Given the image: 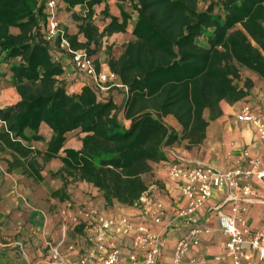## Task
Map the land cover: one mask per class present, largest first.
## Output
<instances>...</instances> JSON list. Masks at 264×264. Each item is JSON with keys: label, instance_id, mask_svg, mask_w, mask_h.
Masks as SVG:
<instances>
[{"label": "trees", "instance_id": "16d2710c", "mask_svg": "<svg viewBox=\"0 0 264 264\" xmlns=\"http://www.w3.org/2000/svg\"><path fill=\"white\" fill-rule=\"evenodd\" d=\"M45 1L0 0V76L9 75L19 98L0 108V149L10 155L8 171L19 169L35 182L43 180L44 163L59 159L60 168L49 175L61 181L51 191L60 201L71 199L69 184L84 181L100 192L102 202L85 199L92 204L133 206L166 147L180 140L199 145L209 121L222 115L220 103L249 95L252 83L246 78L240 84L241 69L264 79V0H121L120 16L105 5L101 12L109 22L101 30L93 18L106 0H59L57 8L62 4L77 22L76 33L65 28L70 46L91 56L103 36L132 24L133 38L121 53L106 52L109 71L127 87L122 104L101 98L89 84L70 93L60 79L65 68L55 59L64 54L59 39H44ZM168 115L179 131L164 120ZM41 124L51 135L38 149L32 143L45 140ZM74 130L82 134L81 146L65 148Z\"/></svg>", "mask_w": 264, "mask_h": 264}, {"label": "crops", "instance_id": "0c3cea01", "mask_svg": "<svg viewBox=\"0 0 264 264\" xmlns=\"http://www.w3.org/2000/svg\"><path fill=\"white\" fill-rule=\"evenodd\" d=\"M114 2L116 0H106L105 3L95 7V12L103 17L101 11L107 4L109 13L120 16L119 9ZM134 18L135 15L133 14L132 19L134 20ZM57 19L69 33L77 32L76 22L72 20L70 12H67L62 4L57 8ZM108 22L109 18H104V23L99 26V29L101 30ZM131 28L132 24H129L124 32H115L103 36L99 47L103 49L105 44L111 45V54L117 57L123 49V44L133 38ZM78 39L84 40L82 35H78ZM101 49L94 59L97 60L98 70L109 75L110 71L106 64L107 55ZM60 61L65 68V73H69L68 76L65 74L60 77V79L65 81L68 92H79L83 85L89 84V79L85 75L76 73L67 55L61 54ZM242 70L240 84L242 85L246 78L250 79L252 83L249 95L233 104L225 101L220 103L222 115L215 120L209 121L202 143L187 147V141L180 140L166 147L165 160L153 163V170L151 175L148 176V180L149 185L157 183L158 190H151L149 193L153 202L150 205L148 204L147 207L152 210L155 208L154 202L162 204L164 211L159 223H154L149 214L144 215L141 210L134 206H122L117 203L111 206L105 205L107 209L104 205L102 206L105 208V214L107 215L125 217L132 224L145 223L150 230L160 233L163 246L158 257V264H171L176 241L185 236L192 227L208 228L210 231L199 234V243L190 248L183 259V264H186L191 259L195 260L194 264L208 263L215 255L222 252L226 240V237L219 229L218 216L222 213H228V205L216 208L225 197L224 192H213L212 197L195 212L197 218L195 223L191 224L186 217L182 218L176 215V211L185 207L187 199L181 194L180 180L173 179L169 175L168 164L173 154L178 153L189 161H198L220 170L230 168L235 160L241 157L244 149L249 151L251 157H258L260 160H264V141L258 139L254 126L251 123L235 119V114L239 111L244 101L252 100L260 104V101L264 99V79L253 71ZM9 78L8 74L3 77L0 76V108L12 105L19 99L14 87L9 83ZM115 80L117 81L118 78L116 77ZM102 94L103 97H111L118 105L122 104L125 95L123 90L117 87H111L103 91ZM120 119L125 126L129 125V120L125 119L122 114ZM164 120L176 130H180L179 125L172 116L168 115ZM39 133L44 136L45 140L43 142H33L32 144L38 149H43L45 142L51 135V131L46 125L41 124ZM80 136L82 134L78 130L68 132L64 147L79 149L81 146ZM4 156L8 160L10 159L9 153L6 152ZM60 166L61 162L57 158L44 163L41 170L43 180L39 182L33 181L31 177H27L19 169L5 171V168L1 166V171L5 174L4 178L8 180L2 184V181H0L1 262L7 264H48L44 240L56 241L60 238L58 210L63 206V201L52 197L48 193L61 186V181L50 177L49 173L57 171ZM13 177L19 181L18 191L15 190L10 181V178ZM44 184L49 189L44 188ZM37 188H43L46 200H41L38 197ZM67 191L70 198L77 205L83 204V200L88 195L96 196L102 202L100 192L84 181L69 184ZM75 209L76 207L74 206L71 211ZM245 218L247 225L252 229L264 227V203L255 202L249 204ZM44 220L47 221V229L42 232L40 227ZM119 228L118 225L112 227L108 232L106 241L109 245L120 247L123 255H126L131 250L134 233L132 231L123 233ZM82 233L83 229L81 226L71 225L67 230L61 249L67 256L68 264H76L77 256L76 252L68 251L67 247L70 243L82 245L84 238Z\"/></svg>", "mask_w": 264, "mask_h": 264}, {"label": "built area", "instance_id": "2783aa9c", "mask_svg": "<svg viewBox=\"0 0 264 264\" xmlns=\"http://www.w3.org/2000/svg\"><path fill=\"white\" fill-rule=\"evenodd\" d=\"M58 2L59 0H46L44 3L47 14L44 39H59V48L69 57L76 73L85 75L89 79V85L101 98L102 92L111 87L122 88L126 92L127 87L119 80L116 81L113 73L106 75L98 70L94 58L86 49H74L70 46L65 27L57 19ZM55 59L60 61V56L55 55ZM235 119L251 123L258 139L264 141V99L260 104L252 100L244 101L235 114ZM0 123L3 122L0 120ZM168 171L170 177L180 180L181 194L187 199L185 207L176 211V215L186 217L191 224L197 220L195 212L212 197L214 191L225 193L221 204L216 208L228 205V213L218 216L219 229L226 240L222 252L206 264H227V261L228 264H264V227L252 229L245 218L249 204L264 203V160L251 157L249 151L244 149L241 157L230 168L220 170L198 161H189L175 153L169 161ZM14 188H18L16 182ZM151 190L157 191L158 184L148 185L133 206L144 215L149 214L154 223H159L164 209L160 202H154L155 208L148 209L147 205L153 202L149 196ZM83 202L77 205L71 199L63 201V206L58 210L61 236L56 241L44 240L48 264H68L61 246L71 225L81 226L83 229L82 245L70 243L67 247L68 251L76 252V264H158L163 246L160 233L150 230L145 223L132 224L125 217L107 215L105 208L94 205L89 200ZM74 206L76 209L71 211ZM117 225L123 233H134L131 250L126 255H123L120 247L109 245L106 241L108 232ZM46 229L47 221L44 220L40 230L43 232ZM209 231L208 228L192 227L185 236L179 238L174 245L171 264H183L190 248L199 243V234ZM194 263L195 260L191 259L186 264Z\"/></svg>", "mask_w": 264, "mask_h": 264}, {"label": "rangeland", "instance_id": "374dc122", "mask_svg": "<svg viewBox=\"0 0 264 264\" xmlns=\"http://www.w3.org/2000/svg\"><path fill=\"white\" fill-rule=\"evenodd\" d=\"M120 2H121V0H116V2H114L115 3V5L117 6L118 4H120ZM113 3V2H112ZM111 3V4H112ZM125 6H126V9L127 10H130V8H129V6H128V4H127V2H125ZM118 7V6H117ZM74 11H76V12H80V7L79 6H77L75 9H74ZM96 13V12H95ZM94 21H95V23L98 25V27L99 26H101L103 23H104V18L103 17H101V14H99V13H96L95 15H94ZM76 24H77V22H76ZM101 43H102V41H100ZM108 48H110V50L112 49V46L110 45H108V44H105L104 45V48L103 49H101L100 47H98L97 48V51H96V53L94 54V55H92L93 57H95L97 54H98V52L100 51V49L104 52V53H106L107 52V49ZM5 69V66H1V68H0V71H2V70H4ZM242 69H241V74H242ZM7 151H3L2 149H0V181H2L1 182V184L2 183H4L5 181L7 182L8 180H6L5 178H4V173L1 171V166H3L4 168H5V171H8V169H7V167H8V164H7V161H8V158H5V153H6ZM8 153V152H7ZM10 181H11V183H12V186L14 187V182H16V185H17V187H19V181H18V179L17 178H15V177H13V178H10ZM5 182V183H6ZM22 182L23 183H25V181L24 180H22ZM46 184V183H45ZM45 184H44V188H47V189H49V187H45ZM46 185H48V184H46ZM16 191H18V189L16 190ZM36 191H37V195H38V197L41 199V200H46L47 198L45 197L46 195L44 194V190H43V188H37L36 189ZM43 192V193H42ZM48 193H50V195H51V192L49 191Z\"/></svg>", "mask_w": 264, "mask_h": 264}]
</instances>
